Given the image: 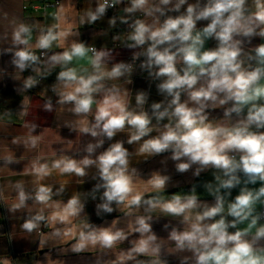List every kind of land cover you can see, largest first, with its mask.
Here are the masks:
<instances>
[{"label": "clouds", "instance_id": "clouds-1", "mask_svg": "<svg viewBox=\"0 0 264 264\" xmlns=\"http://www.w3.org/2000/svg\"><path fill=\"white\" fill-rule=\"evenodd\" d=\"M26 7L0 0V264H264V0Z\"/></svg>", "mask_w": 264, "mask_h": 264}, {"label": "crops", "instance_id": "crops-1", "mask_svg": "<svg viewBox=\"0 0 264 264\" xmlns=\"http://www.w3.org/2000/svg\"><path fill=\"white\" fill-rule=\"evenodd\" d=\"M56 0H15L17 5L23 6L27 5L26 8H24L25 15L35 17L37 19H43L46 12H52L55 11V8H47L43 9V5L53 3ZM107 25L103 23H98L93 28L88 29V37L86 35L85 38L89 39L90 43H95L97 47H99L103 43H109L110 45V36L104 35V30L106 29ZM143 81L138 80L137 85H142ZM35 99V98H34ZM5 100L11 101V107L15 108L16 104L19 101V97H16L15 94L12 91V85L11 83L8 84L7 87L2 88V96H0V103H4ZM38 101H34L33 103H37ZM37 113L35 111L33 112V116H35ZM16 129L19 131V124L21 121L19 119L16 120ZM15 134V133H13ZM155 164H149L144 165L145 168L153 167ZM178 179H183L181 177H178ZM89 211H91V208H89ZM4 212L2 209H0V216H3ZM3 231H9L10 225L7 223V221H3ZM0 243H3V241H0ZM28 247V245L21 241L19 244L16 245V254H20V252L25 248ZM73 261H75V257H71Z\"/></svg>", "mask_w": 264, "mask_h": 264}, {"label": "built area", "instance_id": "built-area-1", "mask_svg": "<svg viewBox=\"0 0 264 264\" xmlns=\"http://www.w3.org/2000/svg\"><path fill=\"white\" fill-rule=\"evenodd\" d=\"M55 2L43 5V9H47V8H53L54 9V7H52V5H54Z\"/></svg>", "mask_w": 264, "mask_h": 264}]
</instances>
